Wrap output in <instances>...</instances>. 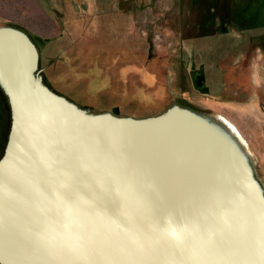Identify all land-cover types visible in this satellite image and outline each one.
I'll return each instance as SVG.
<instances>
[{
	"label": "rangeland",
	"instance_id": "1",
	"mask_svg": "<svg viewBox=\"0 0 264 264\" xmlns=\"http://www.w3.org/2000/svg\"><path fill=\"white\" fill-rule=\"evenodd\" d=\"M54 92L91 114L174 106L234 126L264 193V0H0ZM11 124L0 87V157Z\"/></svg>",
	"mask_w": 264,
	"mask_h": 264
},
{
	"label": "water",
	"instance_id": "2",
	"mask_svg": "<svg viewBox=\"0 0 264 264\" xmlns=\"http://www.w3.org/2000/svg\"><path fill=\"white\" fill-rule=\"evenodd\" d=\"M0 36L10 49H21L30 83L48 101L85 125L106 122L125 132L117 137L104 130L102 141H95L99 157L104 155L103 145H110L112 163L109 169L98 165L97 174L89 177L85 185L93 190L89 189L88 200L96 209L112 200L114 220L108 217L90 224L86 251L80 250L79 258L75 251L76 264H193L194 260L199 264H264V193L239 146L210 118L179 106L145 119L91 114L44 83L38 48L26 32L0 27ZM3 71L0 65V87L10 102L11 124L0 167L9 156L17 119L15 88ZM204 139L214 144L218 159L202 160L196 153ZM123 154L129 161L119 164L122 159L116 162V156ZM141 208L149 216L144 224L137 212ZM87 209L91 214L95 211ZM169 213L197 226L183 245L157 231L156 225ZM225 213L227 224L221 219ZM0 264L7 263L0 259Z\"/></svg>",
	"mask_w": 264,
	"mask_h": 264
},
{
	"label": "bare ground",
	"instance_id": "3",
	"mask_svg": "<svg viewBox=\"0 0 264 264\" xmlns=\"http://www.w3.org/2000/svg\"><path fill=\"white\" fill-rule=\"evenodd\" d=\"M5 39L0 36V65L15 88L17 119L9 156L0 167V259L7 264H76V250L53 244L48 239L51 226L58 220L55 202L58 197H83L88 201L87 208L95 210L91 214L92 222H103L108 217L114 220L112 200L108 201L111 206L96 209L89 201V189L93 188L85 184L90 176L97 174L98 165L109 169L112 163L108 143L100 150L104 155L97 156L95 141H102L101 133L105 130L120 137L125 132L112 129L106 122L98 126L85 125L67 110L48 101L30 83L26 73L28 65H24L27 60L19 54L21 49H10ZM210 120L236 142L250 161L236 128L219 116ZM202 141L201 149L196 152L202 160L218 159L214 144ZM116 158V162L122 159L119 164L129 161L127 154ZM137 212L142 223H146L149 216L144 215L142 208ZM161 219L162 215L159 222ZM80 250L83 253L86 247L78 250V258Z\"/></svg>",
	"mask_w": 264,
	"mask_h": 264
},
{
	"label": "clouds",
	"instance_id": "4",
	"mask_svg": "<svg viewBox=\"0 0 264 264\" xmlns=\"http://www.w3.org/2000/svg\"><path fill=\"white\" fill-rule=\"evenodd\" d=\"M87 204L88 201L83 197L78 199L57 198L54 206L58 220L50 228L48 239L51 243L74 250L85 246L88 229L92 222V215L87 209ZM221 219L225 224L229 222L226 213L222 214ZM156 228L160 235L177 245H183L198 230L193 223L178 221L172 213L165 216L163 222L156 225ZM193 264H199V262L194 260Z\"/></svg>",
	"mask_w": 264,
	"mask_h": 264
}]
</instances>
